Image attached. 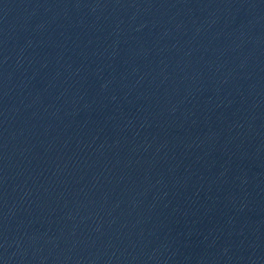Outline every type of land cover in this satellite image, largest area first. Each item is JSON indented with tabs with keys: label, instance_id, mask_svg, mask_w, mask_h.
Returning a JSON list of instances; mask_svg holds the SVG:
<instances>
[{
	"label": "water",
	"instance_id": "1",
	"mask_svg": "<svg viewBox=\"0 0 264 264\" xmlns=\"http://www.w3.org/2000/svg\"><path fill=\"white\" fill-rule=\"evenodd\" d=\"M0 264H264V0H0Z\"/></svg>",
	"mask_w": 264,
	"mask_h": 264
}]
</instances>
